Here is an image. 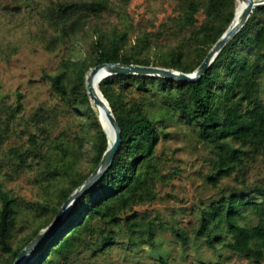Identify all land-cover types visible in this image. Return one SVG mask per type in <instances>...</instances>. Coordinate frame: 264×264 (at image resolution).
I'll list each match as a JSON object with an SVG mask.
<instances>
[{
    "label": "trees",
    "instance_id": "1",
    "mask_svg": "<svg viewBox=\"0 0 264 264\" xmlns=\"http://www.w3.org/2000/svg\"><path fill=\"white\" fill-rule=\"evenodd\" d=\"M177 5L178 13L170 18L172 23H164L173 26L172 31L179 36L169 49L154 45V56L148 53L159 31H143L130 40L128 28L94 27L95 38L86 54L73 47L74 59L66 58L63 68L54 74L45 73L53 91L65 103L73 108L82 107L81 136L88 134L92 139L93 167L88 172L69 169L74 153L62 141L51 140L46 127L50 114L39 106L26 118V123L36 126L41 135L27 131L26 143L10 146L7 155L16 160L19 168L30 166L31 160L42 161L51 177L67 178L68 184L59 188L56 203L44 202L42 210L57 213L59 206L98 165L108 145L107 134L85 86L88 70L102 62L120 61L193 71L229 25L236 0H178ZM109 6L108 0H59L46 6L42 17L53 33L45 47L54 49L72 36L84 33L89 18ZM199 11L204 18L197 23ZM69 69L74 71L70 85ZM98 86L120 126L119 148L104 174L77 198L59 226L21 264H73L72 255L80 250L98 251L115 243L124 224L131 228L129 236L134 239L135 226L140 223L128 213L135 205L156 197L155 181L160 169L155 149L161 136H167L168 119L189 123L214 148L210 158L212 173L208 175L213 185L229 176L237 182L201 209L195 235L204 236L210 246L218 241L245 256L251 264H260L264 260V174L256 181H248L246 173L248 165L257 159L264 166V5L251 11L194 81L112 73L103 77ZM22 96L18 93L16 104L9 105L7 115L0 118V144L15 130L13 125L22 109ZM17 206L16 198L2 188L0 180V250L8 254L3 264H12L18 252L51 222L49 219L41 222L23 244L13 248L11 236ZM251 214L256 218L253 223L245 220ZM172 230L182 242L189 238L179 227ZM222 231L228 236L216 235ZM148 232L152 234L151 229ZM161 260L165 263L163 257Z\"/></svg>",
    "mask_w": 264,
    "mask_h": 264
},
{
    "label": "rangeland",
    "instance_id": "2",
    "mask_svg": "<svg viewBox=\"0 0 264 264\" xmlns=\"http://www.w3.org/2000/svg\"><path fill=\"white\" fill-rule=\"evenodd\" d=\"M56 1L59 0H0V118L7 115L9 105L16 104L18 93L23 95L20 98L22 109L13 125L15 130L0 144L1 185L18 202L11 236L13 248L23 244L41 222L52 221L56 213L42 210L41 204L56 203L59 188L68 184L65 176L47 174L42 161L31 160L30 166L19 168L16 160L7 155L10 146L26 143L27 131L41 135L36 126L26 123V118L39 106L45 107L50 114L46 127L51 140L62 141L74 153L69 169L88 172L93 167L92 139L88 134L81 136L84 132L82 107L73 108L65 103L53 91L45 73L54 74L63 68L66 58L74 59L73 47L86 54L95 38L94 27L128 28L130 40L143 31H159L148 50L152 57L154 45L167 50L179 37L172 31L173 26L164 24H171L170 18L178 13V0H108L109 9L90 17L84 33L72 36L54 49H47L45 44L53 30L43 20L42 11ZM197 18L199 23L204 13L199 11ZM67 73L70 85L74 71L69 69ZM86 131L89 132V128ZM165 131L167 136H161L155 149L160 169L155 181L156 197L135 205L128 213L140 223L135 226V238L130 239L131 228L124 224L115 243L98 251L82 249L72 255L73 264H251L245 256L222 243L215 241L214 246H210L204 236L194 233L201 209L237 182L232 176L220 178L216 185L209 181L214 148L199 137L192 125L180 119H168ZM263 174V163L257 159L248 165L246 179L256 181ZM255 219L251 214L245 220L253 223ZM172 227L185 230L187 241L182 242ZM218 234L228 236L223 231ZM7 257L8 254L0 250V264ZM260 264H264V260Z\"/></svg>",
    "mask_w": 264,
    "mask_h": 264
},
{
    "label": "water",
    "instance_id": "3",
    "mask_svg": "<svg viewBox=\"0 0 264 264\" xmlns=\"http://www.w3.org/2000/svg\"><path fill=\"white\" fill-rule=\"evenodd\" d=\"M245 2L246 3L242 8L241 12L238 15H236L234 12V16L227 28L215 41V43L209 49L203 60L193 71L186 72L172 67L146 65L139 63H124L120 61L102 62L91 67L88 70L86 75L87 93L89 95L93 107L95 109L99 106L102 108L107 121L111 125L113 131V138L112 140L108 138L107 148L105 149L102 158L100 159L96 168L79 186H77L72 191V193L62 203L59 210L55 214L52 221L47 225V227L40 231L28 244H26L18 252L12 264H21L24 259L33 251V249L39 244H41L51 234V232L59 226L62 219L65 217V215L67 214L73 203L77 200V198L80 197V195L83 194L85 191H87L109 168L114 158V155L117 149L119 148V145L121 143L120 126L113 114L108 100L103 95L99 86L97 85L96 87H93L91 85V80L93 76L98 74L101 78H103L112 73H142L151 75H161L178 80L194 81L201 77V75L205 72V70L214 60L215 56L225 45L228 39H230L236 33V31L245 23L251 11L257 6L264 5V0H245ZM102 126L108 137V133L105 126L103 124Z\"/></svg>",
    "mask_w": 264,
    "mask_h": 264
},
{
    "label": "bare ground",
    "instance_id": "4",
    "mask_svg": "<svg viewBox=\"0 0 264 264\" xmlns=\"http://www.w3.org/2000/svg\"><path fill=\"white\" fill-rule=\"evenodd\" d=\"M245 0H237L236 1V6H235V14L238 15L242 8L244 7L245 5ZM102 78L97 74V75H94L92 80H91V85L94 87H96L99 83V81L101 80ZM96 111L98 112V116L102 122V124L105 126L106 130H107V133H108V138L110 140H112L113 138V131H112V128H111V125L109 124V122L107 121L104 113H103V110L102 108L99 106V107H96Z\"/></svg>",
    "mask_w": 264,
    "mask_h": 264
}]
</instances>
